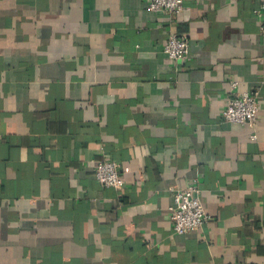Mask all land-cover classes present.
I'll list each match as a JSON object with an SVG mask.
<instances>
[{
	"label": "crops",
	"instance_id": "1",
	"mask_svg": "<svg viewBox=\"0 0 264 264\" xmlns=\"http://www.w3.org/2000/svg\"><path fill=\"white\" fill-rule=\"evenodd\" d=\"M147 2L0 0V264H264L262 0L173 19ZM245 92L255 125L224 122ZM101 160L129 168L123 187L98 183ZM189 184L208 219L176 234Z\"/></svg>",
	"mask_w": 264,
	"mask_h": 264
},
{
	"label": "built area",
	"instance_id": "2",
	"mask_svg": "<svg viewBox=\"0 0 264 264\" xmlns=\"http://www.w3.org/2000/svg\"><path fill=\"white\" fill-rule=\"evenodd\" d=\"M183 0H148L147 9L160 12L173 19L183 8ZM258 16H264V0L258 10ZM163 52L172 60H184L189 55V41L185 36L170 33L164 45ZM236 82H231L235 87ZM258 103L255 93L245 92L228 98L221 112L224 122L254 126L257 120ZM251 138H255L252 134ZM129 171L116 160H101L95 163L93 175L103 187L120 189L124 186V174ZM172 231L183 234L199 229L208 219L200 190L195 184L173 192V206L170 209Z\"/></svg>",
	"mask_w": 264,
	"mask_h": 264
}]
</instances>
